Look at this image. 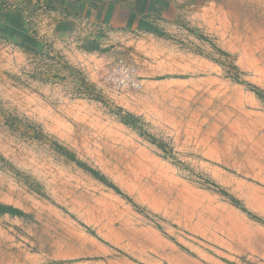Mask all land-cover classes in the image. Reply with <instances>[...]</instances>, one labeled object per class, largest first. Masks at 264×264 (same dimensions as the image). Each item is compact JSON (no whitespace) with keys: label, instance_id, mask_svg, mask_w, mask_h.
Here are the masks:
<instances>
[{"label":"rangeland","instance_id":"obj_1","mask_svg":"<svg viewBox=\"0 0 264 264\" xmlns=\"http://www.w3.org/2000/svg\"><path fill=\"white\" fill-rule=\"evenodd\" d=\"M70 2L0 0V264H264V0Z\"/></svg>","mask_w":264,"mask_h":264},{"label":"crops","instance_id":"obj_2","mask_svg":"<svg viewBox=\"0 0 264 264\" xmlns=\"http://www.w3.org/2000/svg\"><path fill=\"white\" fill-rule=\"evenodd\" d=\"M197 0H71L70 9L91 24L163 35L180 23Z\"/></svg>","mask_w":264,"mask_h":264},{"label":"built area","instance_id":"obj_3","mask_svg":"<svg viewBox=\"0 0 264 264\" xmlns=\"http://www.w3.org/2000/svg\"><path fill=\"white\" fill-rule=\"evenodd\" d=\"M126 74H127V76H128V79H129L128 82H127V81H126V82H127L128 84L130 83V84H133V85L135 86L136 84H135L134 79L128 75V72H127V71H126Z\"/></svg>","mask_w":264,"mask_h":264}]
</instances>
